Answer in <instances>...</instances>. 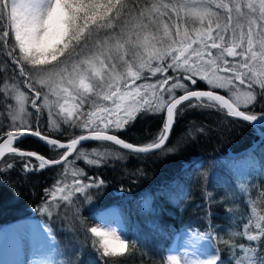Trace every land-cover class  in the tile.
Returning a JSON list of instances; mask_svg holds the SVG:
<instances>
[{
  "label": "snow or ice",
  "instance_id": "obj_1",
  "mask_svg": "<svg viewBox=\"0 0 264 264\" xmlns=\"http://www.w3.org/2000/svg\"><path fill=\"white\" fill-rule=\"evenodd\" d=\"M185 10L186 16L199 21V28L190 31L182 26L187 23L181 16ZM12 33L14 43L10 40ZM5 48L13 73L29 92L13 85L16 114L12 120L19 118L21 123H13L15 130L6 132L0 143V157L6 152L21 158L34 157L38 169L31 170L36 171L46 165L69 163V155L88 141L112 142L126 150L147 153L165 145L177 118V106L185 101H198L201 107L218 106L244 121L256 119L241 107L254 106L257 95L252 89L257 86L264 94V0H198L192 4L187 0H154L150 4L138 0H0V50ZM153 78L154 84L137 83ZM197 78L210 90H194ZM245 85L249 90L241 91ZM217 89L231 96L226 99L217 94ZM177 90H183L178 98ZM29 104L31 112L26 107ZM53 106L59 108L55 114ZM44 107H48V131L63 135L78 128L86 134L67 143L50 139L43 132ZM141 110H166V120L153 143L134 147L114 133L130 126ZM57 117L63 118L67 128L62 130L60 123L53 126ZM28 134L51 149H63V154L59 159H46L34 151H20L14 141L19 145ZM94 155L101 159L104 156L98 152ZM83 159L89 165L100 163L87 156ZM88 180H74L75 193L99 190L104 184L103 180L98 184L91 177ZM57 191L63 193L64 189ZM51 195L55 199L56 191ZM71 195L69 192L61 199L68 201ZM255 227L259 234L247 235L250 242L264 238V216L259 217ZM88 231L99 238L93 243L98 245L100 264H108L109 258H122L129 251L128 242L111 228L93 226ZM211 241V236H202L191 246L194 254L202 257L198 264H223ZM207 244L212 251L205 254ZM237 251L245 252L241 259H247L248 264H264V257L254 249ZM168 260L170 264H181L179 255H169ZM183 264L189 261L185 259Z\"/></svg>",
  "mask_w": 264,
  "mask_h": 264
},
{
  "label": "trees",
  "instance_id": "obj_2",
  "mask_svg": "<svg viewBox=\"0 0 264 264\" xmlns=\"http://www.w3.org/2000/svg\"><path fill=\"white\" fill-rule=\"evenodd\" d=\"M10 40L14 43L13 33ZM9 60L7 48L0 50V85L11 81L23 85ZM205 88L198 79L194 90ZM182 93L179 90L176 96ZM256 94L254 106L245 112L264 116V94L259 89ZM28 108L32 111L30 105ZM42 120L44 134L61 141L86 133L78 128L63 135L48 131L44 114ZM164 121V112H139L130 126L114 134L134 145L148 146L157 139ZM60 125L62 130L67 128L62 122ZM5 136L6 131L0 129V142ZM14 146L47 159H59L63 154V149H51L33 137ZM94 147L115 149L119 156L99 165L72 166L79 150ZM77 149L68 158L73 170L66 175L75 172L74 178L81 183H88L91 177L104 184L93 193L77 194L73 189L68 201L61 199L62 194L55 199L51 195L68 163L32 171L38 169L35 158L3 157L0 161L6 164L12 160V164L6 169L1 164L0 169V226L26 216L40 218L49 225L55 252L66 264H100L98 245L93 243L98 238L88 229L98 224L100 210L114 207L129 251L122 258H109L108 264H168L167 248L173 235L195 230L212 237L223 264H248L247 259H241L245 252L237 251L240 248L254 249L264 257V238L256 242L247 239V235L259 234L255 226L264 216V127L229 116L226 109L201 107L192 100L177 106L169 141L158 151L132 153L106 141H91ZM87 199L94 205L91 209L84 208ZM48 207H53L49 214Z\"/></svg>",
  "mask_w": 264,
  "mask_h": 264
},
{
  "label": "rangeland",
  "instance_id": "obj_3",
  "mask_svg": "<svg viewBox=\"0 0 264 264\" xmlns=\"http://www.w3.org/2000/svg\"><path fill=\"white\" fill-rule=\"evenodd\" d=\"M16 1H18V0H16ZM148 1H149L148 2L149 4L154 2V0H148ZM164 2H169V0H164ZM187 2L192 4V3L198 2V0H187ZM9 3H11V0H9ZM8 11L10 12V7H9ZM186 11L187 10L181 12V16L184 17L187 21V23L182 24V26L187 27L190 31L193 29L199 28L200 27L199 21L194 20L193 17L186 16L185 15ZM174 22L175 21H173V23ZM13 35H14V33H13ZM229 59L231 60L232 58H229ZM120 71H123V69H120ZM197 79H199V78H197ZM137 83H143V84L152 83V84H154V83H156V80H155V78H153V79H150L147 81H138ZM204 83H205L206 88L210 89L209 86L206 84V82H204ZM5 85L8 86L7 91L5 90ZM13 85H15V87L18 88L20 91H24L26 93L29 92V89H27L26 85H24V84L20 85V84L16 83L15 81L6 82V83L2 82V84L0 85V129L5 130L6 132L15 130L14 127L12 126L13 123H15V124L21 123V120L19 118L15 122H13V120H12V116L16 114L15 113L16 101H15V99H13V97L16 95V93H15V91L12 90ZM256 89H259L258 86L256 88L252 89V91L255 94H256ZM248 90L249 89L247 88L246 85L241 86V91H248ZM45 91H47V90H45ZM177 91H179V90H177ZM216 91L224 92L228 98L231 96V94L228 93L226 90L217 89ZM259 93H260V91H259ZM157 95H159V93H157ZM52 99H54V98L50 97V100H52ZM164 99H167V96H165ZM72 104H73V101L70 100L69 105H72ZM29 105H27L26 107H27V110L29 112H31V110H29V108H28ZM252 107L253 106H251L249 109H244L242 106L241 110L250 111L252 109ZM42 111H43V114L45 115V117L47 118V121H48V115H47L48 107H44ZM58 111H59L58 106L52 107V112L54 114ZM141 112H144V111L141 110ZM153 112L160 113V111H153ZM42 118H43V116H42ZM25 122H28V121L26 120ZM60 122L63 123L62 117L55 118L53 126L55 123H60ZM94 152L103 153L104 154L103 158L101 159L99 156H95ZM81 153L83 155H82L81 159L74 162L75 165L73 163H68L67 166L65 165L63 167V169L61 170L59 177L57 179V180H59L58 186H56L57 188L54 189V191H56V197H59L58 195H61V194L62 195L68 194L69 192H71V190H73L75 188L74 180H76V179L73 176L75 172L69 173V175H66V173L68 171L71 172L73 170V169H69L72 164H73L72 166H75V167H81L78 163H80L84 167L87 166L88 164H87L86 160L83 159V156H87L88 158H95V159H98L102 162L107 161V160L111 161L112 159H115L116 157L119 156L118 152L115 149H112V148L109 149V148H103V147H96V148L94 147V148L87 149V150H79L77 155L81 154ZM1 164L4 166L3 169H6V168L10 167V165L12 164V160L9 163L7 162L6 164H4L3 161H0V169H1ZM57 189H64V192L61 193L60 191H57ZM87 190L92 191V193H93V191H95L94 188L93 189H86L85 191H87ZM87 201H88V199L84 200V208L91 209V207H93L94 205L91 204L90 201H88V203H87ZM52 211H53V207H51L50 209L48 207V210L46 212H48V214H49ZM107 214H110V216L107 217L106 216ZM45 216H47V215H45ZM97 217H98V224L95 226H99L102 228H111L112 230H114L116 232V234L120 235L121 238L125 239L126 233H125V230H124V227L122 224V220L120 219L118 211L116 208L106 207L97 213ZM17 221L27 222V224L29 225V229H28L29 233L34 232L33 229L35 227H37L36 229H40L45 233L46 243L49 244V242H50V244L52 246L49 250V253H50L49 261L47 259L45 264H47V263L48 264H66L64 262V259L62 257H60L58 253L56 254L54 237L52 235V232H51L49 225L44 220H42L40 218L39 219L35 218L33 216H26V217H23L21 219L14 220L13 222H17ZM13 222H11V223H13ZM4 225H6V224H4ZM2 227H3V225H2ZM187 232H189L190 234L186 235L185 238L198 239L199 237H202V236H205V237L210 236L207 232L200 231V230L187 231ZM182 238H184L183 235H181L179 239H182ZM211 244H212V241H211ZM6 251H8V249ZM169 255H179L181 257V264H183L184 254H183L182 244H180L178 246H177V244H175L174 246H171V247L169 245V247L167 248V262H168V264H170V261L168 260ZM10 262H12L13 264H17V260L14 258L7 261V264H9ZM36 264H38V263H36Z\"/></svg>",
  "mask_w": 264,
  "mask_h": 264
},
{
  "label": "bare ground",
  "instance_id": "obj_4",
  "mask_svg": "<svg viewBox=\"0 0 264 264\" xmlns=\"http://www.w3.org/2000/svg\"><path fill=\"white\" fill-rule=\"evenodd\" d=\"M17 3H25L27 0H18ZM107 217L110 214L106 215ZM34 232L29 233V225L24 221H17L9 223L0 227V264H7V261L11 259H16L17 264H45L49 261L50 253L49 250L52 247L50 242L46 243L45 233L36 229ZM190 233L187 231H182L174 235L170 247L175 244H182L184 260L187 259L189 264H198L202 257H198L194 254L192 250V245L194 241H199L195 238H185L186 235ZM183 235L184 238L179 239ZM211 243V242H210ZM207 249H205V254L211 252L210 244H207ZM8 249V251H6ZM9 264H13L10 262ZM48 264V263H47Z\"/></svg>",
  "mask_w": 264,
  "mask_h": 264
},
{
  "label": "water",
  "instance_id": "obj_5",
  "mask_svg": "<svg viewBox=\"0 0 264 264\" xmlns=\"http://www.w3.org/2000/svg\"><path fill=\"white\" fill-rule=\"evenodd\" d=\"M196 90H198V91H207V90H210V89H207V88H205V89H196ZM183 94V93H182ZM217 94H219V95H224L223 93H221V92H219V91H217ZM181 95V94H180ZM225 96V98L226 99H228V97L226 96V95H224ZM179 97V95L177 96V98ZM182 103H184V102H182ZM181 103V104H182ZM247 114V113H246ZM247 115H249V114H247ZM250 116H252V115H250ZM254 117H256V119L255 120H250V121H244L243 120V118L242 117H236V118H238V119H240V120H242V121H244V122H247V123H250V124H252V125H255V126H259V127H264V116H254ZM164 118H165V120H166V110H164ZM84 134H86V133H84ZM109 134H113V133H109ZM170 134H171V131H170V133H169V135H168V139L166 140V142H165V145H163L160 149H162V148H164L166 145H167V143H168V141H169V138H170ZM118 136V135H117ZM27 137H32L30 134H28L27 135ZM4 138H6V136L4 137ZM33 138H36V137H33ZM49 138L50 139H56V138H53V137H50L49 136ZM118 138H120V139H122L121 137H119L118 136ZM36 139H38V138H36ZM39 140V139H38ZM59 140V139H58ZM124 140V139H123ZM41 141V140H40ZM125 141V140H124ZM3 142V140L0 142V143H2ZM43 142V141H42ZM60 142L61 143H67V142H69V141H61L60 140ZM88 142H91V141H88ZM88 142H82L81 144H79L78 146H77V148L78 147H80V146H82V145H84V144H86V143H88ZM107 142V141H106ZM126 143H129V142H127V141H125ZM45 143V142H44ZM109 143H112V142H109ZM14 144H15V141H14ZM112 144H114V143H112ZM134 145V144H133ZM118 147H120L121 149H123L121 146H118ZM134 147H147V146H137V145H134ZM159 149V150H160ZM20 151H24V152H28L27 150H21V149H19ZM123 150H125V151H127V152H132V153H136V152H133V151H131V150H126V149H123ZM155 151H158V150H150L149 152H147V153H151V152H155ZM7 154H9V153H5V156L7 155ZM140 154H144V153H140ZM39 155V154H38ZM72 155V154H71ZM71 155H69V157L71 156ZM68 157V158H69ZM1 158H3V157H0V159ZM34 158V157H33ZM67 158V159H68ZM47 159V158H46ZM62 164V163H61ZM58 165H60V164H58ZM58 165H48V166H58Z\"/></svg>",
  "mask_w": 264,
  "mask_h": 264
}]
</instances>
